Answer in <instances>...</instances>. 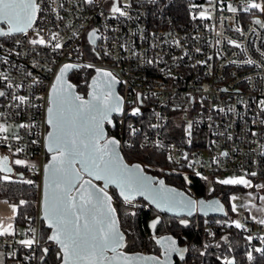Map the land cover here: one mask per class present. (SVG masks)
Masks as SVG:
<instances>
[{
  "label": "built area",
  "instance_id": "2783aa9c",
  "mask_svg": "<svg viewBox=\"0 0 264 264\" xmlns=\"http://www.w3.org/2000/svg\"><path fill=\"white\" fill-rule=\"evenodd\" d=\"M247 3L121 0V6L130 5L125 8L128 15L121 17L110 12L112 0H94L91 4L87 0H41L43 12L36 27L45 29L41 34L46 40L51 33H58L57 41L52 43L59 42L62 48L32 45V30L27 35L0 37V73L8 77L7 81L0 77V91L8 93L0 97V112L5 113L0 123L10 126L8 133H0L8 136L7 141H0V156L7 155L10 162H29L28 166L13 163L12 172H2V176L35 185L38 192L36 211L27 215L24 233L0 237L4 264H36L42 260L41 247L56 246L51 241L41 244L40 197L48 157L45 139L49 91L66 63L92 73L96 68L113 73L120 81L123 97L116 136L122 152L124 143L130 145L133 139H138L143 148L160 150L182 174L190 195L196 197L186 181H191L190 176L205 178L208 184L218 182L220 177L264 179V107L260 103L264 100V27L255 23L260 20L253 13L255 9L245 11ZM229 6L237 11H230ZM201 11H206L209 18L201 19ZM93 30H98L95 43L89 39ZM8 83L13 87L8 88ZM14 95L28 96L30 103L17 108ZM136 107L140 113L133 115ZM21 124L29 127L18 128ZM129 125L137 130L135 134ZM142 165L158 177L171 174L150 164ZM29 180L33 183L26 182ZM130 206L150 208L141 200H134ZM234 220L244 227L236 228ZM221 226H232L242 233L251 249L264 237V224L245 212L231 221L223 220ZM215 227L207 219L195 225L207 237L214 236L210 233L215 234ZM33 234L41 247L28 249L17 243ZM13 252L21 257L14 259ZM142 252L147 253L145 249ZM32 253L31 260L24 259Z\"/></svg>",
  "mask_w": 264,
  "mask_h": 264
},
{
  "label": "snow or ice",
  "instance_id": "6c2138e0",
  "mask_svg": "<svg viewBox=\"0 0 264 264\" xmlns=\"http://www.w3.org/2000/svg\"><path fill=\"white\" fill-rule=\"evenodd\" d=\"M94 0H87L91 4ZM130 5L121 6V0H112L110 12L119 16H127L125 8ZM256 9L264 13V0H248L245 11ZM229 10L236 12L237 9L229 6ZM41 0H0V37H9L16 33L27 35L30 30L34 31L35 38L30 39V43L36 45H50L53 49H60L63 45L57 41L58 33H51L50 39L46 40L41 34L45 29L36 27V21L42 14ZM201 19H208L206 11L199 13ZM197 17L194 15L193 19ZM255 23L264 27V22L256 20ZM97 31L89 33V39L95 43ZM239 31V29H238ZM236 47H241L235 41H229ZM247 63H253L248 60ZM79 65L65 64L56 77L49 96V107L47 108L46 123L51 130L47 136V149L52 154L51 161L45 166V192H44V219L47 221L50 234L46 236L47 241H51L59 248L58 258L61 264H171V255L177 253L181 259L186 248L176 246V241L170 237H160L156 243L164 249V258L157 256L128 255L123 248L126 247L124 233L120 231L117 209L112 205V196L109 195L108 186L115 185L119 189V196L129 205L133 203L137 196H143L157 208L168 211H187L191 215L198 207L202 211H223V206L219 201L206 202L204 200H193L186 197L184 193L165 185L164 180L157 181L154 177L145 173L140 164L129 165L124 162L117 151L120 140L114 137H107L105 133V123L111 124L112 113L123 112V97L115 92V85L120 83L110 71L96 68L97 76L92 80L89 98L76 94L73 91L74 85L68 84L65 77L68 71ZM88 67H93L88 65ZM0 77L7 81L8 77L0 73ZM39 83V81H37ZM12 88L11 83L7 84ZM16 87H19L17 85ZM8 93L0 91V97H5ZM17 101L16 107L30 103V97L14 95ZM264 107V100L261 102ZM223 111V109H221ZM140 113V108L132 109V114ZM5 113L0 112V117ZM18 128H28L29 125L21 124ZM191 124L188 125L189 135H191ZM132 134L136 129L129 125ZM10 126L7 123H0V133H8ZM8 136H0V141H7ZM16 139H20L16 136ZM10 148V145H9ZM22 152L23 149H17ZM227 155V153H223ZM171 159V157H169ZM28 166L29 162L24 159H15L10 162L7 155L0 156V172L11 173L12 164ZM79 165V167H77ZM31 167H35L34 164ZM95 180L104 181L103 187L96 188L92 180H84V175ZM199 175V174H198ZM255 176L256 173H251ZM4 181H11V177L4 175L0 177ZM27 183H33L31 180ZM223 185H243L253 187L250 180L245 177H228L218 180ZM264 189V184L258 185ZM76 193L75 195L73 193ZM233 201L237 197L231 198ZM264 201V196L260 197ZM21 204L26 203L20 201ZM13 207V212L16 207ZM247 207V206H245ZM255 207V205H253ZM238 205L232 204V211L236 212ZM264 211V209H257ZM132 216L136 213L131 212ZM11 221V217L8 218ZM253 220L257 218L252 216ZM264 224V218L257 221ZM160 223L159 218L155 219L151 227L155 229ZM187 225L186 220H181ZM236 228H243L239 220L232 222ZM34 233L33 229H30ZM16 229L13 223L5 224L0 221V237L15 236ZM26 235V234H25ZM210 235H215L210 233ZM227 241V237H223ZM252 239L251 236L248 237ZM264 240V237L261 238ZM21 246L33 249V246L41 247L33 234L29 238L17 241ZM207 247V245H205ZM219 247V244L217 245ZM264 254V248L255 249ZM41 259L49 252L48 247H41ZM111 253V254H109ZM11 255L15 256L13 252ZM3 253H0V257ZM34 253L24 257L31 260ZM248 258L252 259V253H248ZM0 264L3 260L0 259ZM223 264H235L232 259H224Z\"/></svg>",
  "mask_w": 264,
  "mask_h": 264
},
{
  "label": "trees",
  "instance_id": "16d2710c",
  "mask_svg": "<svg viewBox=\"0 0 264 264\" xmlns=\"http://www.w3.org/2000/svg\"><path fill=\"white\" fill-rule=\"evenodd\" d=\"M255 14V10L253 11ZM92 71L84 70V68L74 70L69 79L76 85L80 95L85 96L87 92V84ZM118 117H113V128L108 126V134L118 136ZM123 155L127 162H139L141 164H150L158 169L171 173L165 176V181L180 189L188 192L185 186V180L182 174L176 172V168L171 166L166 159L164 153L157 149L143 148L140 146L138 139L128 145H123ZM145 169L156 175L154 171L145 167ZM2 177V172H0ZM190 187L193 189L196 197L210 198L217 196L225 205L226 216L224 217H202L198 218H178L170 217L165 214H159L151 206L145 209L141 206H130L122 201L114 188H108L109 195L112 196V205L117 209V217L119 220V228L125 236L126 247L122 250L126 253L141 252L143 249L147 253L159 254L160 248L156 245V238L163 234L173 236L178 245L185 247L188 251L184 253V258L174 257V264H223L224 259L234 258L235 264H264V254L255 251L258 248H264V240H258L254 248H248L247 240L244 235L230 226L224 228L221 226L223 220L231 221L235 217L232 211L230 196L238 191H245L242 185H223L218 182L208 184L205 178L190 176ZM254 182L258 179L254 178ZM208 187L210 189L208 190ZM37 188L35 185H26L18 180L4 181L0 179V197L17 206L15 216V224L18 227H24L28 224L27 215L36 211ZM20 201L26 203L21 204ZM143 201V200H141ZM144 202V201H143ZM136 215L132 216L131 212ZM161 216L160 223L154 230H151L149 222ZM205 219L216 225L215 235L207 237L204 231L195 228L196 222H203ZM181 220H186L187 225L182 224ZM51 229L48 228L45 220L41 219L40 223V240L41 244H47L46 236L50 234ZM227 237V241L223 239ZM213 241V243H212ZM219 244V247L217 245ZM207 245V247H205ZM252 253V259L248 258V253ZM58 248H49V252L43 255L41 261L36 264H59L60 259L57 256ZM42 255V254H41ZM21 256L17 253L14 259Z\"/></svg>",
  "mask_w": 264,
  "mask_h": 264
},
{
  "label": "water",
  "instance_id": "95a60500",
  "mask_svg": "<svg viewBox=\"0 0 264 264\" xmlns=\"http://www.w3.org/2000/svg\"><path fill=\"white\" fill-rule=\"evenodd\" d=\"M256 19H259V17H256ZM0 27H5V28H6L5 25H0ZM16 34H18V33H16ZM66 64H73V63H66ZM64 65H65V64H64ZM64 65H63V66H64ZM74 65H77V64H74ZM63 66H62V67H63ZM62 67H61V68H62ZM78 69H80V66H79V67H75V68L70 69V70L68 71V73H67L65 79H66V81H67L68 84L74 85L73 91H74L76 94H79V95H80V93L77 91V87H76V85H75V84L69 79L71 73H72L74 70H78ZM104 70H105V69H104ZM106 71H108V70H106ZM58 74H59V72H58ZM58 74H57V75H58ZM57 75H56V77H57ZM96 76H97V73H96V69H95V70L93 71L92 75L90 76L89 80H88V84H87V92H86V95L84 96L86 99L89 98L88 94L91 92L92 80H93ZM56 77H55V80L53 81V84L56 82ZM117 80H118V79H117ZM53 84H52V86H53ZM52 86H51V88H52ZM51 88H50V91H49V96H50ZM115 92H116V94H117L118 96H121V94H120V92H119V83H117V84L115 85ZM121 97H122V96H121ZM48 99H49V98H48ZM49 106H50V105H48V107H49ZM114 116H117V117H118V116H121V112H114V113H112V115H111V117H110L112 123L108 125V126H110V128H113V117H114ZM46 120H47V118H46ZM106 123H107V122H106ZM106 123H105V125H104L106 136H107V137H114V138L118 139L116 136H114V135H109V134H108V126L106 125ZM47 125H48V124H47ZM50 130H51V128H50V126L48 125V131H47L46 139H45V150H46V153H47V156H48V157H47V160H46V162H45V164H44V167H43V177H42L41 197H40V215H41V219H43V220H45V219H44V206H43V202H44V192H45V177H46L45 166H46L47 164L50 163V161H51V155H52V154L48 151V149H47V143H48V142H47V136H48V133H49ZM118 140H119V139H118ZM117 151L120 153V155H121V157L124 159V162H125V163H127V164H129V165H132V164H140V165L144 168V166H143L141 163H139V162H132V163L127 162V161L125 160V158H124V155H123V152H122V150H121V148H120V145H119ZM77 167H79V165H77ZM144 171H145V173H146L147 175L154 177L157 181H159V180H161V179L164 180L165 185H166L167 187H169V188H173V189H176L178 192L184 193V195H185L186 197H190L191 199L196 200V201L204 200V201H206V202L217 201V200H218V201H219V204L223 206V211H211V210H208V211H202V210H200V208L198 207V208H197V209H196L191 215H188L187 211H181V210H179V209H177V210H175V211H168V210H166V209L157 208L154 204H152L149 200L145 199V197H143V196H137V197L135 198V200H143V201L146 202L149 206H151L155 211H157L159 214H165V215H168V216H170V217H178V218H192V217H194V216H196V215H198V216H202V217H206V218H207V217H210V216H215V217H224V216H226L225 205H224V203H223V202H222L217 196H213V197H210V198L194 197V196L190 195L188 192H186L185 190L180 189V188H178V187H176V186H174V185H171V184L167 183V182L165 181V178H164V177H158L157 175H154V174H152L151 172L147 171L145 168H144ZM83 179H84V180H89V179H91L93 185H94L96 188L103 187V185H104V181H102V180H95L94 178H91V177L87 176L86 174L84 175ZM186 181H187V183H188L189 185L191 184V181H189V180H186ZM110 187H111V188H114V189L116 190V193H117L118 197L123 201V198L119 196V189H117V188L115 187V185H111V184L108 186V188H110ZM107 190H108V189H107ZM73 194L75 195L76 193L74 192ZM157 218H159V220H161V216H160V215H158L155 219H157ZM155 219H153V220H151V221L149 222V226H150L151 230H154V229L151 227V224H152V222H153ZM45 222H46V224H47V221H46V220H45ZM47 225H48V224H47ZM165 236H170V237H172V238L176 241V246H177V247H179V248H185V247H181V246H179L177 240H176L173 236H171L170 234H163V235H161V236H159V237H157V238L165 237ZM157 238H156V239H157ZM156 245L160 248V252H159V254L143 253L142 251H141V252H134V253H126V252H125V253L128 254V255L157 256V257H160L161 259H163V258H164V249L161 247V245H159V244H157V243H156ZM56 246H57V245H56ZM57 248H58V246H57ZM122 251H123V250H122ZM109 254H111V253H109ZM57 256H59V248H58ZM175 256L180 257L177 253H173V254L171 255V264H174V263H175V262H174V257H175ZM230 259L234 260L233 257H231ZM59 264H61V261L59 262ZM136 264H145V262H136Z\"/></svg>",
  "mask_w": 264,
  "mask_h": 264
},
{
  "label": "rangeland",
  "instance_id": "374dc122",
  "mask_svg": "<svg viewBox=\"0 0 264 264\" xmlns=\"http://www.w3.org/2000/svg\"><path fill=\"white\" fill-rule=\"evenodd\" d=\"M257 2H260V0H257ZM254 15H255V17H259L261 22H264V13H261L259 10L255 9ZM85 46H86V44H85ZM87 48L90 49V46H87ZM88 53L92 54L90 52H88ZM89 54H87L86 57L91 59ZM225 178H228V177H220L218 179L221 180V179H225ZM246 179H248V178H246ZM248 180L251 181L253 187H248V188L246 187V190L244 192L240 191V192H237L236 194H234L233 196L237 197V199L235 201H233L231 199L233 196H231V198H230L231 208H232L233 203L238 205V210L235 212V216L238 215V213L244 211L243 206H245L246 204L248 205V209L251 213L256 212L257 208L264 209V201H262L260 199V197L264 196V189L256 187L258 185H257V182H253L254 179L249 178ZM259 184H264V180H260ZM209 189H210V187H208V190ZM253 205H255V207H253ZM18 230L20 232L24 233V228L18 227ZM0 253H2V252L0 251ZM0 259L3 260V256L0 257ZM3 264H4V260H3ZM7 264H13V262L8 261Z\"/></svg>",
  "mask_w": 264,
  "mask_h": 264
},
{
  "label": "crops",
  "instance_id": "0c3cea01",
  "mask_svg": "<svg viewBox=\"0 0 264 264\" xmlns=\"http://www.w3.org/2000/svg\"><path fill=\"white\" fill-rule=\"evenodd\" d=\"M261 180H264V179H261ZM259 182H260V180H258L257 185H261V184H259ZM243 187H245V186H243ZM238 192H240V191H238ZM241 192H244V191H241ZM236 193L237 192L232 193L231 196H233ZM231 196H230V198H231ZM12 206L16 207L15 212H13ZM245 206H247V207H245ZM245 206H243L244 211H242V212H245L251 219H252V216H255L257 219L254 221H258L259 219L264 218V211H258L257 209H259V208H257L256 212L251 213L248 209V205L246 204ZM16 212H17V206L15 204H13V203L7 201L6 199L0 197V221L4 222L5 224H7L8 222L13 223V225L16 229V233H22L18 230V226L15 224ZM10 217L12 218L11 221H9V219H8ZM22 228H24V227H22Z\"/></svg>",
  "mask_w": 264,
  "mask_h": 264
}]
</instances>
